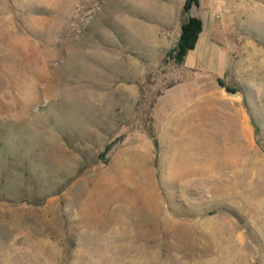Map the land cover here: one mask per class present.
<instances>
[{"label": "rangeland", "instance_id": "1", "mask_svg": "<svg viewBox=\"0 0 264 264\" xmlns=\"http://www.w3.org/2000/svg\"><path fill=\"white\" fill-rule=\"evenodd\" d=\"M185 1L0 0V264H264V0Z\"/></svg>", "mask_w": 264, "mask_h": 264}, {"label": "trees", "instance_id": "2", "mask_svg": "<svg viewBox=\"0 0 264 264\" xmlns=\"http://www.w3.org/2000/svg\"><path fill=\"white\" fill-rule=\"evenodd\" d=\"M198 0H186L182 7L183 22L180 25V34L175 47L170 52L171 59L176 64H182L185 60L187 53L193 50L195 42L202 32V23L200 20L190 17L189 12L192 7H197ZM254 133H256V127L252 123ZM149 138L152 142L154 151L157 150V142L152 135L149 133Z\"/></svg>", "mask_w": 264, "mask_h": 264}, {"label": "bare ground", "instance_id": "3", "mask_svg": "<svg viewBox=\"0 0 264 264\" xmlns=\"http://www.w3.org/2000/svg\"><path fill=\"white\" fill-rule=\"evenodd\" d=\"M164 12V11H163ZM138 37L141 39V40H143L144 38V36L142 35V32H140V33H138ZM78 56V55H77ZM217 152V151H216ZM220 152H221V150H220ZM243 152V151H242ZM233 152H231L230 154H232ZM234 154V153H233ZM240 157V156H239ZM215 158V157H214ZM242 158V157H241ZM245 158V157H244ZM216 159V158H215ZM220 159V158H219ZM227 159V158H226ZM228 160V159H227ZM226 160V161H227ZM258 160V159H257ZM202 161V160H201ZM247 161V160H246ZM252 161V160H251ZM255 161V160H254ZM198 162V161H197ZM221 162V161H220ZM201 163V162H200ZM213 163H215V162H213ZM221 165H219V163L216 165V167H215V170L217 171V172H219V171H223V170H228V168H230V169H232V165L230 164H228V163H225V165H224V162H221L220 163ZM199 167L197 168V169H195V170H190V171H188V174H192V175H195V176H198V174L200 175L201 173H203L204 172V168L202 169V168H200V165H198ZM203 166V165H202ZM236 166L238 167L239 165H237L236 164ZM196 167V166H195ZM208 167V166H207ZM211 167V166H210ZM241 167V166H240ZM240 167H239V169H240ZM248 167H250V166H248ZM219 168V169H218ZM190 169V168H189ZM193 169V168H192ZM218 169V170H217ZM229 169V170H230ZM254 169V168H253ZM226 170V171H227ZM210 173V172H209ZM205 174V173H204ZM216 174V173H215ZM203 175V174H202ZM235 175V174H234ZM254 175V174H253ZM248 176V175H247ZM234 178V177H233ZM238 180V179H237ZM233 183V182H232ZM238 184V183H237ZM244 185V184H243ZM234 186V185H233ZM140 187V186H139ZM137 191L139 190V189H137V187L135 188ZM140 189H141V187H140ZM136 191V192H137ZM142 191V190H141ZM135 192V191H134ZM139 192H140V190H139ZM245 192V191H244ZM137 194H138V192H137ZM141 194V193H140ZM140 194H139V196H140ZM133 198V197H132ZM151 199V198H150ZM134 200H132V202H133ZM141 202H143V201H141ZM134 204V203H133ZM137 205V204H136ZM140 205V204H139ZM142 206V205H141ZM154 206H156V204L155 205H153L152 204V202H148V200L147 199H144V203H143V208H145V209H147L148 208V211H146V213L143 215V217L144 218H147L149 215H152V213H154L155 211H153L154 209H152ZM150 207V208H149ZM156 207H158V206H156ZM156 207H155V209H156ZM137 208H135V211L137 212Z\"/></svg>", "mask_w": 264, "mask_h": 264}, {"label": "crops", "instance_id": "4", "mask_svg": "<svg viewBox=\"0 0 264 264\" xmlns=\"http://www.w3.org/2000/svg\"><path fill=\"white\" fill-rule=\"evenodd\" d=\"M188 54V53H187Z\"/></svg>", "mask_w": 264, "mask_h": 264}]
</instances>
